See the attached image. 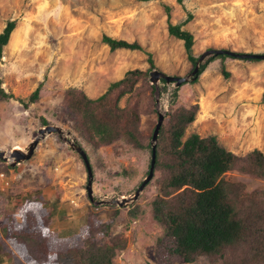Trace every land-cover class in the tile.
I'll return each mask as SVG.
<instances>
[{"label": "rangeland", "instance_id": "374dc122", "mask_svg": "<svg viewBox=\"0 0 264 264\" xmlns=\"http://www.w3.org/2000/svg\"><path fill=\"white\" fill-rule=\"evenodd\" d=\"M165 7H169L168 13ZM9 19L15 20V26L2 50L0 79L1 87L12 97L0 101V150L23 149L39 127L59 126L86 152L96 200L129 196L145 178L157 111L164 113L165 123L167 113L197 105L182 140L192 133L215 135L221 145L238 156L253 149L264 154V59L215 55L199 75L198 69L192 80L179 86L163 79L152 84L149 79L153 69L183 76L193 68L183 41L168 33V22H182V28L192 33V54L196 58L210 48L264 53V0H0V31ZM103 35L137 41L151 53L153 66L149 68L144 51L111 50L102 41ZM222 66L229 72L227 77L221 73ZM134 68L145 71L133 85L140 101H132L141 108L138 129L143 148L122 139L95 145L91 133L83 135L66 114L65 91L76 88L96 98L110 82ZM147 85L154 86V104L149 100ZM37 86L39 95L34 102H20ZM129 96L125 93L119 106ZM159 174L154 170L152 179L132 203L123 207L113 204L118 215L111 220L107 237L121 233L126 241L122 249H115L111 264H161L154 248L163 227L152 217L150 205L158 193ZM5 176L9 186L2 189L0 185V212L10 206L5 208L11 212L10 228L32 231V221L26 219L32 215L35 228L47 237L53 250L82 246L91 223L109 220L106 205L111 204L90 202L84 163L56 133L40 139L29 159L8 165ZM223 178L242 183L246 192L264 193L262 176L231 169L223 173ZM36 191L37 199L57 203L58 214L49 223H43L45 208L36 200L20 201L12 214L13 201ZM35 202L41 209L35 208ZM259 207L263 210L264 204ZM132 208L135 215L128 212ZM0 237L4 248L18 254L3 259L2 264H33L21 243L4 238L1 232ZM170 264L221 263L199 256L192 262L174 259Z\"/></svg>", "mask_w": 264, "mask_h": 264}, {"label": "trees", "instance_id": "16d2710c", "mask_svg": "<svg viewBox=\"0 0 264 264\" xmlns=\"http://www.w3.org/2000/svg\"><path fill=\"white\" fill-rule=\"evenodd\" d=\"M165 8L168 13L169 7ZM14 26L15 20L9 19L0 31V62L3 47ZM167 31L183 41L187 58L194 66L197 58L192 54V33L182 28V22H168ZM102 41L111 50L144 51L135 40L130 42L103 35ZM144 52L151 68V53ZM225 56L222 54L217 57ZM214 57L209 55L202 61L198 75ZM221 73L225 77L229 75L223 66ZM144 74L145 71L138 68L130 69L124 77L110 82L105 92L96 98H89L76 88H69L63 98L64 110L83 135L88 131L91 133L95 145H108L122 139L141 149L143 137L138 129L141 108L132 101H140L137 92L133 91V85ZM147 87L149 100L154 104V86ZM125 93L130 94L128 101L119 106L118 102ZM38 95L39 86L20 102L27 105L28 102H34ZM11 97L12 94L1 87L0 79V101ZM196 109L197 105L176 108L167 113V121L159 129L154 162V170L160 172L156 179L158 193L150 205L152 217L163 227V232L156 238L154 250L161 264H170L174 259L192 262L199 256L220 261L221 264H264V208L262 210L259 207L264 204V193L246 192L242 183L223 178V173L231 169L264 177V154L253 149L245 156H238L221 145L215 135L201 137L192 133L182 140L186 125L195 118ZM43 123L46 121L43 120ZM7 168L8 165L0 161V172L5 173ZM37 192L13 201L12 214L20 201L27 203L36 200L45 208V213L41 215L43 223L51 222L58 214L57 203L54 200L37 199ZM106 206L110 211L109 220L91 223L94 227L88 228L83 238L84 244L69 247L65 251L51 252L47 237L35 228L36 221L30 214L26 219L32 221L29 224L32 231L11 229V212H6L10 206L3 207L0 212V232L4 238L21 243L33 264H111L115 249H122L126 239L121 233L107 237L111 220L118 215V208ZM135 211L132 208L128 212L135 215ZM13 255L10 249L3 247L0 237V264L3 259L12 258Z\"/></svg>", "mask_w": 264, "mask_h": 264}, {"label": "water", "instance_id": "95a60500", "mask_svg": "<svg viewBox=\"0 0 264 264\" xmlns=\"http://www.w3.org/2000/svg\"><path fill=\"white\" fill-rule=\"evenodd\" d=\"M227 55L231 57L236 58H242V59H264V53H247V52H236L225 48H210L204 50L200 55L197 57L194 66L192 70L183 76H172L167 75L161 71H158L156 69H153L149 71V79L152 84H156L159 79H163L166 83H174L175 86H179L180 84L192 80L200 66V63L204 60L205 57L209 55ZM155 101L158 103V98L155 99ZM164 120V113L157 111V120L155 123V126L153 128L151 138H150V149H151V155H150V163H149V169L147 172V175L145 178L141 181V183L136 187V189L131 193L129 196H121L118 198H109V199H100L96 200L93 191H92V179H93V173L91 169V165L89 162V159L87 157L86 152L84 149L77 144L73 139H69L70 133L65 132L62 128L56 125L52 124H45L38 128L37 135L29 141V143L22 149L19 147H13L9 151L7 150H0V160L6 162L8 165L14 166L17 163H20L26 159H29L40 141V139L44 138L47 134L56 133L61 140H63L71 149L75 150L76 153L81 157L86 173H87V181L85 185V191L87 194L88 199L91 203L95 204H115L119 207H123L128 205L129 203H132L140 194V192L143 190L145 185L152 179L153 173H154V162H155V148L157 143V137L159 133V129L161 124Z\"/></svg>", "mask_w": 264, "mask_h": 264}, {"label": "built area", "instance_id": "2783aa9c", "mask_svg": "<svg viewBox=\"0 0 264 264\" xmlns=\"http://www.w3.org/2000/svg\"><path fill=\"white\" fill-rule=\"evenodd\" d=\"M0 185H1L2 189H3L4 187H8V186H9V181H8V179L6 178L4 172H0Z\"/></svg>", "mask_w": 264, "mask_h": 264}, {"label": "crops", "instance_id": "0c3cea01", "mask_svg": "<svg viewBox=\"0 0 264 264\" xmlns=\"http://www.w3.org/2000/svg\"><path fill=\"white\" fill-rule=\"evenodd\" d=\"M19 205H20V203H19ZM40 208L41 209V207H40V204L38 203V202H35V208ZM21 218H23V217H21ZM50 237V236H49ZM50 240H51V238L49 239V243H50ZM13 241V240H12ZM14 242V241H13ZM55 243V242H54ZM21 248V247H20ZM50 250H51V252L53 253L54 251H56V250H58L57 248H54V250L52 249V248H50ZM15 255H18V254H16V253H14Z\"/></svg>", "mask_w": 264, "mask_h": 264}, {"label": "bare ground", "instance_id": "6f19581e", "mask_svg": "<svg viewBox=\"0 0 264 264\" xmlns=\"http://www.w3.org/2000/svg\"><path fill=\"white\" fill-rule=\"evenodd\" d=\"M20 148V147H19Z\"/></svg>", "mask_w": 264, "mask_h": 264}]
</instances>
